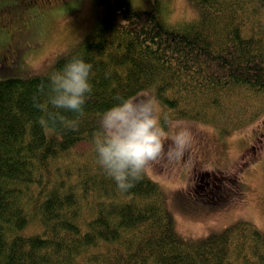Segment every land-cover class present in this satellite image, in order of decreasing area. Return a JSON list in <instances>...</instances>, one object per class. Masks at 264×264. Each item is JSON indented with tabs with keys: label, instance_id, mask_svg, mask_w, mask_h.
I'll list each match as a JSON object with an SVG mask.
<instances>
[{
	"label": "trees",
	"instance_id": "16d2710c",
	"mask_svg": "<svg viewBox=\"0 0 264 264\" xmlns=\"http://www.w3.org/2000/svg\"><path fill=\"white\" fill-rule=\"evenodd\" d=\"M90 1L99 15L45 72L0 79V264H264V231L254 223L183 238L162 187L144 172L120 191L92 143L98 118L117 96L148 88L162 114L221 135L263 115L264 0H188L196 13L181 25L166 22L155 0L147 8ZM43 6L16 17L21 0L0 1V10L15 16L1 23L0 43L24 22L36 26ZM73 55L92 65L93 90L82 114L61 113L79 128L60 127L57 139L40 125L33 96L47 83L44 74ZM241 187L208 174L202 188L193 183L192 192L178 195L179 209L222 207Z\"/></svg>",
	"mask_w": 264,
	"mask_h": 264
},
{
	"label": "rangeland",
	"instance_id": "374dc122",
	"mask_svg": "<svg viewBox=\"0 0 264 264\" xmlns=\"http://www.w3.org/2000/svg\"><path fill=\"white\" fill-rule=\"evenodd\" d=\"M126 1L138 8H147L154 0ZM155 1L170 24L181 25L196 13L188 0ZM26 2L21 0L22 8L17 10L16 17L26 15L25 8L32 10L37 4L43 6L38 0H28V5ZM43 7L48 10L38 15L36 26L31 28V24L24 22L14 38L0 43V79L29 78L45 72L100 13V8H95L90 0H64ZM14 17L0 10V25L5 18ZM25 46L27 49L18 58L17 51ZM158 108L160 111L159 104ZM185 120L192 122L190 151L179 162L155 165L145 171L164 190L177 233L196 240L220 232L239 220H248L264 231V114L225 135L213 126ZM208 174L225 187H231L233 182L242 187L238 193L229 194L222 207L202 205L195 211L180 210L178 195L192 192L193 183L197 189L202 188ZM190 201L192 196L182 203L187 207Z\"/></svg>",
	"mask_w": 264,
	"mask_h": 264
},
{
	"label": "clouds",
	"instance_id": "9594fccd",
	"mask_svg": "<svg viewBox=\"0 0 264 264\" xmlns=\"http://www.w3.org/2000/svg\"><path fill=\"white\" fill-rule=\"evenodd\" d=\"M92 65L73 55L62 68L53 67L44 74L33 96L41 112L39 123L56 134L60 127L78 130L79 121H65L62 112L82 114L92 93ZM116 102L98 118L92 138L97 164L120 191H128L152 166L179 162L190 151L192 122L162 114L155 89H143Z\"/></svg>",
	"mask_w": 264,
	"mask_h": 264
},
{
	"label": "flooded vegetation",
	"instance_id": "af4514ba",
	"mask_svg": "<svg viewBox=\"0 0 264 264\" xmlns=\"http://www.w3.org/2000/svg\"><path fill=\"white\" fill-rule=\"evenodd\" d=\"M0 1H3L5 3L7 0H0ZM33 1H35V0H33ZM38 3L45 4V3H47V0H38ZM16 29H17V27H14L13 31L10 29L11 33H9V37L14 38L16 32L19 30V29H17V30Z\"/></svg>",
	"mask_w": 264,
	"mask_h": 264
}]
</instances>
